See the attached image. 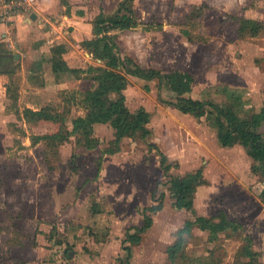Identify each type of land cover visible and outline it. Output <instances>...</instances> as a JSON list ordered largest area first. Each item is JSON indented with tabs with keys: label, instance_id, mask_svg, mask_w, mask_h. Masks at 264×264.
Listing matches in <instances>:
<instances>
[{
	"label": "rangeland",
	"instance_id": "374dc122",
	"mask_svg": "<svg viewBox=\"0 0 264 264\" xmlns=\"http://www.w3.org/2000/svg\"><path fill=\"white\" fill-rule=\"evenodd\" d=\"M156 1L164 16L142 21L144 31L155 33L141 41L123 33L121 56L134 55L163 74L192 73L188 95L196 100L234 107L242 117L261 112L264 0ZM18 15L0 18V26L14 31ZM245 20L252 25L245 23L241 33ZM83 73L78 77L84 81H67L43 95L57 122L25 120L20 95H0L1 107L8 106L0 118V264H122L127 232L142 226L145 209L161 203L151 214L152 227L131 246V264H172L168 248L185 224L222 212L243 228L212 241L195 227L174 264H248L244 248L250 243L257 254L252 264H264V163L255 171L243 145L224 147L215 115L183 113L173 105L178 93L158 78H131L124 91L131 111L151 114L147 137L137 133L118 142L109 124H98L88 141L83 132H73L74 121L89 112L84 99L96 88L92 78L98 72ZM57 133L59 140L34 138ZM198 171L204 182L193 209H177L169 181ZM59 224L69 225L61 245Z\"/></svg>",
	"mask_w": 264,
	"mask_h": 264
},
{
	"label": "trees",
	"instance_id": "16d2710c",
	"mask_svg": "<svg viewBox=\"0 0 264 264\" xmlns=\"http://www.w3.org/2000/svg\"><path fill=\"white\" fill-rule=\"evenodd\" d=\"M101 23L103 25L101 31L106 33L112 29H131L139 25L130 11L127 14L121 12V14L103 20ZM245 23H247V26L252 25L250 21L245 20L240 29L241 33H244ZM84 46L96 59L102 60L105 65L90 67L88 71L69 69L63 60L58 57L62 54L63 47L56 46L53 49V67L56 72L64 70H70L77 74L98 72V75L92 78L98 82L96 88L88 91L84 99L89 112L87 116L79 117L74 121L73 132H83L87 140L90 141L96 124H109L116 132L118 142L137 133H142L143 137H147L150 134L148 126L151 122V114L144 108L131 111L126 105L124 91L127 89L129 76L146 81L158 78L166 81L170 88L178 93L177 102L173 105L183 113L192 114L198 118H203L208 114L215 115L219 127L218 137L224 147H232L237 144L243 145L255 162L253 165L255 171L259 170V163H264V135L260 132V128L264 125V108L259 113L242 117L234 107H223L213 101L196 100L188 95L192 92L195 83V78L190 72L173 71L163 74L155 68H143L133 58L121 56L119 47L112 36L105 35L92 41H86ZM24 114L28 121H59V118L52 115L47 107L39 111L28 108L24 110ZM61 136V133H57L47 136H34V138L38 140H59ZM94 146L88 145V148H94ZM162 164L164 169L168 171L170 165L167 156L164 154H162ZM203 182L200 171L190 173L185 177L172 178L169 184L176 200L175 206L179 209H193L196 193ZM161 208L162 203L159 206L145 209L142 226L131 228L127 232L123 244L128 255L125 260H122V264H131V246L142 240L143 234L153 225L154 220L151 214L158 212ZM195 227L209 232L212 241L217 240L221 233L238 232L243 228L242 224L227 212H222L216 217H199L195 221H188L179 231L178 240L168 248L169 259L172 264H174L178 254L184 250L187 236ZM60 228L65 229L64 233L60 231ZM133 230L135 232H132ZM55 231L57 232V238H59L58 243L60 245L64 244L66 242L64 238L68 237L69 225L59 224ZM128 243L130 245H127ZM244 251L251 258V263L248 264H252L257 254L254 253L251 243L244 248Z\"/></svg>",
	"mask_w": 264,
	"mask_h": 264
},
{
	"label": "crops",
	"instance_id": "0c3cea01",
	"mask_svg": "<svg viewBox=\"0 0 264 264\" xmlns=\"http://www.w3.org/2000/svg\"><path fill=\"white\" fill-rule=\"evenodd\" d=\"M166 2L168 3L167 0ZM157 5L159 4L156 0H36L34 11L14 18V31L9 32L4 25L0 26V95H13L17 92L16 95H20V104H24L23 111L28 108L34 111L45 108L41 102L43 95H52L58 88H63L67 81H84L70 70H54L53 49L56 46L63 47V52L58 57L69 69L102 67L104 62L96 59L84 43L109 35L114 37L120 47L123 33H130L136 37V41L148 38L155 32L144 31L142 26L164 16L159 13L160 7ZM128 11L138 21V27L112 29L107 33L101 31L103 20L121 12L127 14ZM33 14L37 16L36 19H32ZM142 21L145 23L142 24ZM153 44L156 46L155 42ZM158 48L165 51L164 44L158 43ZM125 57L133 58L143 68H152L144 67L134 55ZM131 78L137 77L129 76L128 79ZM40 102L41 105H38ZM1 104L0 118H3V110L8 106L2 108ZM44 121L47 120L36 123Z\"/></svg>",
	"mask_w": 264,
	"mask_h": 264
},
{
	"label": "built area",
	"instance_id": "2783aa9c",
	"mask_svg": "<svg viewBox=\"0 0 264 264\" xmlns=\"http://www.w3.org/2000/svg\"><path fill=\"white\" fill-rule=\"evenodd\" d=\"M36 0H0V18L11 19L24 10L34 11Z\"/></svg>",
	"mask_w": 264,
	"mask_h": 264
},
{
	"label": "water",
	"instance_id": "95a60500",
	"mask_svg": "<svg viewBox=\"0 0 264 264\" xmlns=\"http://www.w3.org/2000/svg\"><path fill=\"white\" fill-rule=\"evenodd\" d=\"M36 18H37V16L35 14H33L32 19H36ZM16 56H18V55H16Z\"/></svg>",
	"mask_w": 264,
	"mask_h": 264
}]
</instances>
